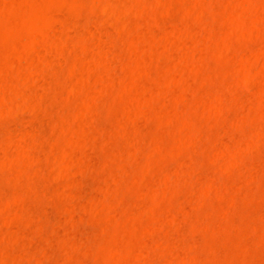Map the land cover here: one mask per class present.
I'll return each mask as SVG.
<instances>
[{"label":"rangeland","instance_id":"1","mask_svg":"<svg viewBox=\"0 0 264 264\" xmlns=\"http://www.w3.org/2000/svg\"><path fill=\"white\" fill-rule=\"evenodd\" d=\"M0 264H264V0H0Z\"/></svg>","mask_w":264,"mask_h":264}]
</instances>
